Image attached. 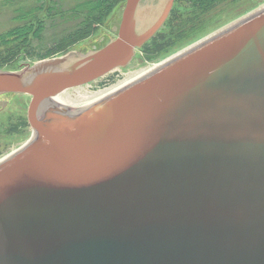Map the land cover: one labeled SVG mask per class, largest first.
Returning a JSON list of instances; mask_svg holds the SVG:
<instances>
[{
  "label": "water",
  "instance_id": "water-1",
  "mask_svg": "<svg viewBox=\"0 0 264 264\" xmlns=\"http://www.w3.org/2000/svg\"><path fill=\"white\" fill-rule=\"evenodd\" d=\"M174 2L127 0L105 46L0 69L32 127L0 160V264H264V7L93 100L60 98L127 66Z\"/></svg>",
  "mask_w": 264,
  "mask_h": 264
},
{
  "label": "rangeland",
  "instance_id": "rangeland-1",
  "mask_svg": "<svg viewBox=\"0 0 264 264\" xmlns=\"http://www.w3.org/2000/svg\"><path fill=\"white\" fill-rule=\"evenodd\" d=\"M22 1L0 0V34L6 33L7 29L14 24V19L11 20L12 10L13 8L17 10L16 8L21 5ZM93 1V16L95 17L89 24L87 36L69 46L66 51L43 59L27 56L24 49L13 50L11 53L8 50L10 44L2 45L3 41H0V69L18 70L47 58L63 56L70 51L87 52L101 48L116 38L117 31L114 27L120 26L127 0ZM198 2L197 0H175L173 11L167 20L152 38L136 50L133 60L127 66L115 68L96 80L67 89L63 93L75 102L74 104H78L83 98L82 95L90 92L94 94L112 87L126 79L127 76L141 72L142 69L151 70L157 63L166 62L205 38L264 7V0H213L215 4L210 8L201 4L197 5ZM19 13L21 12L15 14ZM3 39L7 41L13 38ZM1 100L8 102L0 109V160L24 145L32 134V127L28 120L31 97L26 94L9 93L2 96Z\"/></svg>",
  "mask_w": 264,
  "mask_h": 264
},
{
  "label": "trees",
  "instance_id": "trees-1",
  "mask_svg": "<svg viewBox=\"0 0 264 264\" xmlns=\"http://www.w3.org/2000/svg\"><path fill=\"white\" fill-rule=\"evenodd\" d=\"M197 1H199L197 5L209 8L215 4L213 0ZM93 2V0H23L17 10L13 8L11 20L14 19V24L6 33L0 34V41H3L2 45L10 44L8 50L11 53L13 50L24 49L27 56L37 59L66 51L69 46L87 36L89 24L95 17ZM16 12L21 13L16 15ZM9 37L13 39L7 41L3 39Z\"/></svg>",
  "mask_w": 264,
  "mask_h": 264
},
{
  "label": "bare ground",
  "instance_id": "bare-ground-1",
  "mask_svg": "<svg viewBox=\"0 0 264 264\" xmlns=\"http://www.w3.org/2000/svg\"><path fill=\"white\" fill-rule=\"evenodd\" d=\"M174 57V56H173ZM162 64H164V62L163 63H161V64H156V65H154L153 67L154 68H156V67H158V66H160V65H162ZM149 68V67H148ZM153 68V69H154ZM152 70V69H151ZM141 71V70H140ZM148 71H150V70H143L142 69V71L141 72H139V73H137L136 72V74H132V75H129V76H127L126 77V79H124L123 81H120V82H118L117 84H115V85H113L112 87H109V88H107V89H104V90H102V91H98V92H95L94 94L92 93L91 94V92L90 93H88V91H87V93L88 94H86V95H82V100L80 101V103H78V104H74L75 102H72L71 100H70V98L66 95V94H64V93H62V94H60V98L62 99V100H64L66 103H68L69 105H81V104H83V103H86V102H88V101H90V100H93V99H95V98H97V97H99V96H101V95H103V94H105V93H107V92H109V91H112V90H114V89H116V88H118V87H120V86H122V85H124V84H126V83H128L129 81H131V80H133V79H135V78H137V77H139V76H141V75H143V74H145V73H147ZM128 75V74H127ZM83 89H85V88H83ZM78 91V90H77ZM81 91V90H80ZM69 92V91H68ZM82 92V91H81ZM72 94V93H71ZM76 94V93H75ZM74 94V95H75ZM83 94V93H82ZM78 95H79V93H78ZM78 95H76V96H78ZM80 96H81V94H80ZM75 97V96H74ZM78 98V97H77ZM81 98V97H80ZM76 99V98H75Z\"/></svg>",
  "mask_w": 264,
  "mask_h": 264
},
{
  "label": "flooded vegetation",
  "instance_id": "flooded-vegetation-1",
  "mask_svg": "<svg viewBox=\"0 0 264 264\" xmlns=\"http://www.w3.org/2000/svg\"><path fill=\"white\" fill-rule=\"evenodd\" d=\"M144 1H145V3H146V2L151 1V0H144ZM6 94H9V93H6ZM6 94H2V95H0V109H1L2 106L5 105V103H6V101L1 100V97L4 96V95H6Z\"/></svg>",
  "mask_w": 264,
  "mask_h": 264
}]
</instances>
